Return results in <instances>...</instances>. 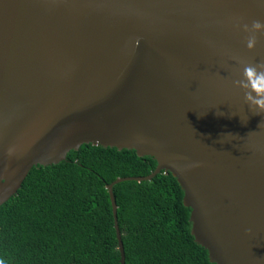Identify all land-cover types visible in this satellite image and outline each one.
I'll return each instance as SVG.
<instances>
[{
  "label": "water",
  "instance_id": "water-1",
  "mask_svg": "<svg viewBox=\"0 0 264 264\" xmlns=\"http://www.w3.org/2000/svg\"><path fill=\"white\" fill-rule=\"evenodd\" d=\"M253 20L264 0H0V206L82 145L133 150L157 165L106 186L120 264L112 187L161 172L211 263L264 264V115L233 84Z\"/></svg>",
  "mask_w": 264,
  "mask_h": 264
},
{
  "label": "trees",
  "instance_id": "trees-1",
  "mask_svg": "<svg viewBox=\"0 0 264 264\" xmlns=\"http://www.w3.org/2000/svg\"><path fill=\"white\" fill-rule=\"evenodd\" d=\"M151 157L82 145L57 165L30 170L0 206V259L5 264H120L106 186L143 178ZM124 264H213L191 235L190 209L168 172L112 187Z\"/></svg>",
  "mask_w": 264,
  "mask_h": 264
},
{
  "label": "clouds",
  "instance_id": "clouds-1",
  "mask_svg": "<svg viewBox=\"0 0 264 264\" xmlns=\"http://www.w3.org/2000/svg\"><path fill=\"white\" fill-rule=\"evenodd\" d=\"M243 30L249 33L246 37V47L254 50L259 42L257 34L264 35V21L253 20L250 25L245 23ZM233 59L242 65L241 78L235 79L233 84L243 90L244 103L248 105L249 110L254 115H264V60L254 62L240 57ZM247 231L251 234L252 230ZM0 264H5L4 260L0 259Z\"/></svg>",
  "mask_w": 264,
  "mask_h": 264
}]
</instances>
